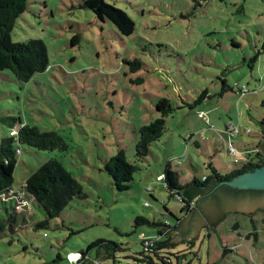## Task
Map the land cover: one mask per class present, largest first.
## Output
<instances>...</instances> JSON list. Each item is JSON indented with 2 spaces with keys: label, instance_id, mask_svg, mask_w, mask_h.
Here are the masks:
<instances>
[{
  "label": "rangeland",
  "instance_id": "1",
  "mask_svg": "<svg viewBox=\"0 0 264 264\" xmlns=\"http://www.w3.org/2000/svg\"><path fill=\"white\" fill-rule=\"evenodd\" d=\"M106 1L132 17L133 34L123 35L110 20L102 21L83 6L85 0H28L11 32L14 41L42 39L49 66L28 82L18 81L11 70L0 72V136L11 133L7 122L13 116L22 124L56 130L69 143L66 152L20 145L13 190H21L55 157L87 197L74 198L47 228L35 229L44 218L36 209L28 224L18 220L14 230L0 228V264H72L68 254L98 238L122 244L121 255L138 253L142 239H154L159 229L169 232L136 225L138 216L173 228L191 212L180 211L165 179L158 178L168 162L186 183L211 174L210 164L222 173L232 171L244 162L235 159H247L246 151L258 144L264 119V0ZM77 34L80 42L73 46ZM134 58L145 65L132 73L125 60ZM136 77L144 82L132 83ZM222 79L231 87L223 95ZM244 85L249 92L242 95L238 90ZM204 90L208 97L193 109H176L149 155L138 159L139 128L160 116L159 98L175 106L195 103ZM231 121L241 128L232 139L235 157L227 151L224 132ZM120 149L139 166L125 191L116 189L105 170ZM245 212L229 211L216 224H205L197 237L172 240L169 251H183L180 264H264V213ZM1 218H6L2 204Z\"/></svg>",
  "mask_w": 264,
  "mask_h": 264
},
{
  "label": "trees",
  "instance_id": "2",
  "mask_svg": "<svg viewBox=\"0 0 264 264\" xmlns=\"http://www.w3.org/2000/svg\"><path fill=\"white\" fill-rule=\"evenodd\" d=\"M27 3L28 0H0V72L11 70L20 82H28L35 74L44 72L49 66L47 46L42 39L14 41L11 37L17 19L27 9ZM83 6L93 10L102 21L110 20L123 35L129 36L136 29V23L127 11L106 0H85ZM80 38L79 34L75 35L72 38V45L79 43ZM234 44L238 45L237 43ZM257 59L258 54L252 57L251 67ZM125 62L129 65L132 73L138 72L145 65L138 58L126 59ZM222 80L221 95L231 88L227 85L226 79ZM143 82V77L132 79V83L142 84ZM206 97H208V91L204 90L195 103L177 106L169 98H159L156 103V110L160 116L139 128V139L136 144L138 159L143 160L149 155L152 144L160 140L167 130V118L174 114L176 109L184 108L187 105L193 109L196 103ZM8 119H11L7 123L12 131L9 135L0 136V228L5 226L14 230V223H17L18 220L23 225L28 224L31 217L35 215L34 209L41 212L44 217L35 222V229L47 228L50 221L59 217L74 198H86L87 193L84 191L83 185L55 157L38 167L27 179L21 190L14 191V173L18 163V155L21 153L20 145H27L44 151L60 150L66 152L69 150V143L56 130L22 124L18 117L10 116ZM261 122L264 124V119ZM13 129H16L15 133H13ZM192 136L188 135V139ZM246 152L247 159L244 160V156L239 160L235 159L236 164L240 163V159L244 162L232 171L222 173L210 164L212 173L204 175L206 176L205 179L195 177L184 184L180 182L179 173L173 171L172 164L168 162L164 172L166 188L170 192V196L175 197L180 202V211L189 213L198 210L200 201L218 189L233 193L235 197L244 192L256 193V190L236 189L222 183L264 164V142H259L254 148L248 149ZM138 169L139 166L128 160L123 149H120L105 164V170L112 177L114 186L118 191L130 189ZM18 195L21 197L18 198ZM162 203L165 204L164 201ZM1 204L6 214V218L3 219L1 218ZM165 209L168 210L166 204ZM3 220L6 221V225ZM140 224L170 228V224L166 222H152L145 216L136 218V225ZM177 226L179 225L170 228V230L178 228ZM154 235V239H142L143 249L140 252L127 255L120 254L125 250L122 244L105 238H98L90 242L86 249L78 251L80 257L76 263L72 264H108V261H111L112 264H180L185 254H182L183 251L174 253L169 251V248L174 246L172 235L161 229ZM93 251L94 256L91 254ZM59 257L61 256L59 255ZM174 257L177 259L176 261H174ZM121 258H127L128 262L124 263ZM67 260L69 261L68 256Z\"/></svg>",
  "mask_w": 264,
  "mask_h": 264
},
{
  "label": "water",
  "instance_id": "3",
  "mask_svg": "<svg viewBox=\"0 0 264 264\" xmlns=\"http://www.w3.org/2000/svg\"><path fill=\"white\" fill-rule=\"evenodd\" d=\"M222 183L236 189L264 190V164ZM262 206L264 207V194L244 192L235 197L233 193L218 189L204 197L200 201L198 210L191 211L180 222L178 228L174 230L167 228V230L172 234V240L195 238L205 224H216L229 211L243 210L248 212Z\"/></svg>",
  "mask_w": 264,
  "mask_h": 264
},
{
  "label": "built area",
  "instance_id": "4",
  "mask_svg": "<svg viewBox=\"0 0 264 264\" xmlns=\"http://www.w3.org/2000/svg\"><path fill=\"white\" fill-rule=\"evenodd\" d=\"M239 93L244 95L246 94L248 91L247 87L244 85L243 87L239 88ZM226 130L225 132L227 133V137H228V143L230 142V145L228 146V152L232 155V156H236L237 155V150L236 148L233 146L232 144V139L235 138L236 136H238L241 133V128L239 125H236L233 121L228 122L227 126H226ZM16 132V129H13V133ZM247 133H251L252 129L251 128H247L246 129ZM159 180H162L165 178V174L160 175ZM206 176H203V179H205ZM151 187H148V190H150ZM18 198H20L21 196H17ZM146 206H150L149 202H145ZM149 239V238H147ZM80 255L78 253H69L68 254V259L69 261H71V263H76L79 259ZM101 264H107V263H101Z\"/></svg>",
  "mask_w": 264,
  "mask_h": 264
},
{
  "label": "crops",
  "instance_id": "5",
  "mask_svg": "<svg viewBox=\"0 0 264 264\" xmlns=\"http://www.w3.org/2000/svg\"><path fill=\"white\" fill-rule=\"evenodd\" d=\"M227 124H228V123H226V126H227ZM262 125L264 126V124H262ZM226 126H225V130H226V128H227ZM210 129H212V128L210 127ZM225 130H224V132H225ZM214 131H218V130H214ZM217 133H218V132H217ZM225 133H226V132H225ZM218 134H221V132H219ZM257 140H258V141H257L258 143H259V142H261V143L264 142V133H263V131L258 135V139H257ZM243 156H244V155H243ZM240 158H242V156H241ZM172 170L178 172V171H177L175 168H173V167H172ZM160 175H162V174H159L158 177H159ZM181 183H182V182H181ZM182 184H184V183H182Z\"/></svg>",
  "mask_w": 264,
  "mask_h": 264
},
{
  "label": "flooded vegetation",
  "instance_id": "6",
  "mask_svg": "<svg viewBox=\"0 0 264 264\" xmlns=\"http://www.w3.org/2000/svg\"><path fill=\"white\" fill-rule=\"evenodd\" d=\"M256 191H257L256 194H264V192H259V191H264V190H256ZM259 211L264 213V207L262 206V207H259V208L255 209V210H253V211H248V212H245V213H247L250 216H252L253 214H256ZM263 218H264V215H263Z\"/></svg>",
  "mask_w": 264,
  "mask_h": 264
}]
</instances>
